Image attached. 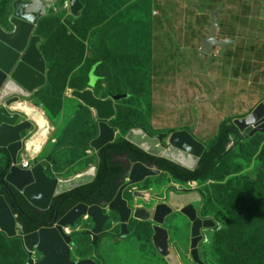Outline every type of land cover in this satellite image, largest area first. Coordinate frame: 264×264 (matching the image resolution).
<instances>
[{
  "label": "rangeland",
  "instance_id": "374dc122",
  "mask_svg": "<svg viewBox=\"0 0 264 264\" xmlns=\"http://www.w3.org/2000/svg\"><path fill=\"white\" fill-rule=\"evenodd\" d=\"M7 1L0 0V16ZM233 2L234 6L223 7L201 0H80L81 14L74 17L69 0L51 1L47 16L32 33L40 39L37 48L45 62V82L30 95L14 91L3 97L20 100L8 109L18 115L16 124L31 123L20 134L18 164L32 159L31 167H41L47 177L62 180L93 167L97 171L99 151L93 142L104 122L70 96L72 89L84 91L87 82L85 90L97 98L105 99L108 93L109 98H117L119 94L116 115L105 122L115 132L113 142L124 138L143 142L149 137L168 148L175 134L190 133L205 148L214 143L224 122L234 123L264 102V1ZM243 6L251 9L250 14H242ZM214 14L220 22L219 40L232 44L209 56L202 53V46L212 31ZM90 69H94L91 77ZM126 92L133 97L126 105L118 104L129 99L120 96ZM40 114L46 120L47 138L35 154L26 149L29 141L44 140L37 122ZM249 133L244 135L249 137ZM229 149V157L206 180L184 184L162 173L137 189H151L156 184L151 208L170 191L198 189L205 195L196 205L199 216L212 224L204 228L205 239L199 245L203 263L264 264V192L252 195L258 185L264 190V134L239 145L233 139ZM122 182L129 183V176ZM135 191L129 188L125 194L134 210L143 204L134 197ZM106 212L111 220L97 247L82 233L95 228L91 217L66 227L75 242L74 260L170 264L155 246L153 222L133 219V234L124 239L119 215L109 207ZM165 228L178 262L197 264L188 217L176 212ZM4 236L0 233V264H28L21 239L5 240ZM32 258L39 261L42 255L35 249Z\"/></svg>",
  "mask_w": 264,
  "mask_h": 264
},
{
  "label": "water",
  "instance_id": "95a60500",
  "mask_svg": "<svg viewBox=\"0 0 264 264\" xmlns=\"http://www.w3.org/2000/svg\"><path fill=\"white\" fill-rule=\"evenodd\" d=\"M15 1L12 4V15L9 18V22L13 27V31L7 32L0 26L4 30V32L9 36H11L15 32V26L12 20V16L14 14ZM23 1L30 2L32 0H23ZM38 19L40 20V18L34 17L33 19H31V22L34 23L35 26H37L39 22ZM32 25L33 24H30V28L34 30V26ZM219 29H220L219 18L218 15L214 14L212 31L209 35V38L203 42L202 53L210 56L215 54L218 49L226 51V48L232 44L231 42H225L219 40L218 38ZM2 43L3 42H1L0 40V44ZM11 49L15 52V49L17 48L13 47ZM19 58H21V56L19 52H17V55L15 56L16 64H18ZM19 63L20 65L22 64L25 67L27 66L26 68L28 71H30L32 68L33 70L36 69L32 67L30 64L24 63V58H21ZM43 66H44L43 76L45 78V62H43ZM12 78L14 77L12 74H9L8 70L3 71L0 68V87L1 89H3V91L5 90L4 86L7 80L10 81V79ZM116 97L118 98V96ZM117 98L115 97L107 98V100L111 102V106L115 112L114 115L116 114V108L114 105ZM1 103L2 102H0V106ZM18 119L19 117L17 115V118L15 119L14 123H16ZM98 119L102 120L100 118ZM103 122L104 123L102 125H106L105 122L107 123L108 120H103ZM234 123L243 134L250 132L249 133L250 137H254L258 133L264 134V102L261 103L250 115L244 118H238L234 121ZM107 128L109 127L107 126ZM25 130L26 129L22 130L21 132H24ZM100 131H101V126H100ZM21 132L19 133L18 141H17V144L19 146L17 150H15L20 152L22 150L19 143ZM132 142L140 146L145 151L157 155L154 152L148 151L139 142L136 141H132ZM109 143H113V141H109L101 145L99 148H97L98 151H100L104 146H106ZM10 146L11 144L7 146L0 143V147L7 149L12 158L11 168L6 176V181L10 183L13 187H15L20 193H22L32 207H34L40 212H46L50 208L54 198L51 199L47 208H45L44 210H40L25 196V194L21 191L19 187H17L11 182L10 179L12 175L19 174L20 172L30 173L33 169H36L38 166L36 167L33 166L29 170H23L19 168L17 164L20 153L16 154L15 152H13L10 149ZM160 157H163L180 165L187 171L196 170V168H186L184 165L166 156H160ZM129 172H130L129 173L130 182L121 187L116 198L109 205L110 211L118 212L121 216L122 224H123L122 225L123 233L121 236L123 238H127L131 234V231L129 229V223L132 219H136L142 222H153L155 223L154 243L158 252L163 257H165L170 264H180L178 262V258L176 254L173 253L171 249L170 232L165 228V225L167 218L171 217L176 212H182L193 223L192 256L194 258V261L197 264H204L203 261L201 260V256L199 253V245L204 240V236L202 235V229L205 227H210L212 224L211 221L203 220L199 216L198 210L196 208L197 204L203 202V195L197 190H189L187 192L188 194H184V195H180L176 192H172L166 201H161V203L160 202L157 203L156 206L153 207V209H150L148 208V205H150L152 202L153 192L135 191L134 197L143 200L144 204H141L134 210L130 207L129 201L124 196L125 190L131 185H138L140 183H143L148 178L158 177L163 173V171L156 166H152L150 164H144L142 162H136L131 165V167L129 168ZM92 181L93 180H91L90 182ZM87 183L74 186L72 188H69L67 191H71L72 189L80 187ZM195 183L196 182L193 181L190 182L189 184L193 185ZM85 216L91 217L95 223V229L92 232V234L94 235L95 238L94 244L96 245L99 235L104 233L105 226L110 221V216L104 213V207L102 204L87 205L85 203H79L75 207L71 208L60 220L55 222L52 227H42L34 233L24 234L23 225L19 223V221L17 220V216L13 214L11 207L9 206L5 196L0 194V233L6 235L10 239L16 237H19L21 239L22 244L29 256L28 264H99L92 259L76 261L72 258V254H71L72 237L65 233V228L67 226H74L75 223L80 218H83ZM35 249L42 255V259L39 261H35L32 258Z\"/></svg>",
  "mask_w": 264,
  "mask_h": 264
},
{
  "label": "bare ground",
  "instance_id": "6f19581e",
  "mask_svg": "<svg viewBox=\"0 0 264 264\" xmlns=\"http://www.w3.org/2000/svg\"><path fill=\"white\" fill-rule=\"evenodd\" d=\"M69 3L70 9L74 12L73 14L78 16L82 8L80 0H70ZM47 13L48 3L46 0H32L30 2L16 0L14 3V14L12 16L15 32L9 36L0 27V40L3 42L0 44V68L3 71L8 70L9 74H12L14 77L5 83L4 89L6 92L3 89L0 90V102H2L0 106V143L7 146L11 144L10 149L16 154L20 153V151H15L19 146L17 144L19 133L24 129L30 128L31 123L28 121L19 125L14 123L17 115L12 114L8 109L20 100L17 96L12 98L3 97L8 92L12 93L14 91L30 95L45 82L43 76L44 60H42L43 58L37 48L40 39L33 36L34 33L30 28V24H33L32 26H34L35 30L36 26L31 22V19L34 17L42 19L47 16ZM13 47L17 48L15 52L11 49ZM17 52H19L21 58H24V63L30 64L36 69L33 70L32 68L28 71L27 66L20 65L21 58H19L18 64H16L15 56ZM7 88H10V91ZM19 93L17 94L20 95ZM70 96L92 110L94 114L96 113V117L102 120L111 121L116 115H114L115 112L110 101L97 98L90 91H72ZM37 122L42 128L40 137L42 136L44 140L40 139V142L32 140L27 143V150H32L35 154H38L42 150V144H44L47 138L45 133L46 120L43 115L42 117L41 114L39 115ZM115 137V133L107 128L106 125H101L99 138L93 142V146L99 148L106 142L113 141ZM160 142V140H150L149 137H145L143 142L140 141L139 143L148 151L154 152L157 155L166 156L184 165L186 168L197 169L205 147L192 135L189 133L175 134L171 138L168 148H165ZM19 143L21 146L22 142L19 141ZM39 143H41L40 147L38 146ZM95 175L96 167H93L84 173L77 174L70 180L53 179L47 177L41 167H37L30 173L20 172L19 174L12 175L10 180L21 189L25 196L37 208L44 210L48 207L52 198L67 191L69 188L90 182ZM65 233H70L69 227L65 228Z\"/></svg>",
  "mask_w": 264,
  "mask_h": 264
},
{
  "label": "trees",
  "instance_id": "16d2710c",
  "mask_svg": "<svg viewBox=\"0 0 264 264\" xmlns=\"http://www.w3.org/2000/svg\"><path fill=\"white\" fill-rule=\"evenodd\" d=\"M14 1L8 0L6 2L5 9L0 16V26L7 32L13 31L9 18L12 15V2ZM205 1L209 2L208 0ZM210 2L213 3L215 0H210ZM243 9V15L250 14L251 9L249 7L243 6ZM237 20H240V18H237ZM244 67L249 72L248 69L250 67L248 68V65ZM90 73L91 71L88 72V76ZM88 87L89 83L87 82L85 89ZM122 94L134 95L131 92ZM107 98H109V93ZM130 100L131 98L124 99L119 101L118 104L124 103L126 105ZM249 137L247 134L244 135L235 123L231 121L224 122L220 127L216 141L209 146L206 145L199 166L194 171H187L168 159L151 154L125 138L118 142L109 143L98 152L99 165L93 181L55 197L46 212H40L32 207L23 194L6 181V176L11 168L12 158L7 149L0 147V157L3 159V165L0 167V194L5 196L13 214L17 216L19 223L23 225L24 234H31L42 227H52L55 222L79 203L100 205L103 202L109 203L114 200L122 185L120 182L124 180L128 172L125 164L116 161L117 156L128 155L134 162L155 165L161 170L171 173L180 183L188 184L193 181L199 182L208 179L229 157L232 151L229 146L233 139L235 145H239ZM262 192H264L262 186L258 185L253 190L252 195H262ZM257 203L260 204V202ZM222 214L225 218L228 217L225 211ZM4 239L12 240L14 238L10 239L4 236Z\"/></svg>",
  "mask_w": 264,
  "mask_h": 264
},
{
  "label": "flooded vegetation",
  "instance_id": "af4514ba",
  "mask_svg": "<svg viewBox=\"0 0 264 264\" xmlns=\"http://www.w3.org/2000/svg\"><path fill=\"white\" fill-rule=\"evenodd\" d=\"M119 95V94H118ZM117 95V96H118ZM120 96H128L129 97V99L130 98H132L133 96L132 95H130V94H122V95H120ZM162 145H163V142L161 141L160 142ZM164 146V145H163ZM127 159L126 161H127V163H124L123 162V160L122 159ZM116 161H118V162H121V163H123V164H125L126 165V167H127V169H128V172H127V175L128 176H130L129 175V168L131 167V165L133 164V163H136V162H134V161H132L131 159H130V157L128 156V155H126V156H117V158H116ZM99 165V164H98ZM150 165H152V164H150ZM152 166H155V165H152ZM157 167V166H156ZM159 168V167H158ZM97 169H98V166H97ZM160 169V168H159ZM1 170V169H0ZM89 170V169H88ZM87 171V170H86ZM86 171H84V172H86ZM163 171V170H162ZM97 172V171H96ZM83 173V172H82ZM163 173H168L172 178H174V176L171 174V173H169V172H166V171H163ZM127 175H126V177H127ZM125 177V178H126ZM124 178V179H125ZM153 178V177H152ZM149 179V178H148ZM147 179V180H148ZM175 179V178H174ZM146 180V181H147ZM176 180V179H175ZM124 181V180H123ZM146 181H144L143 183H140V184H138V185H131V186H129L126 190H125V194H126V191L129 189V188H133V189H136V191H144V192H146V191H152L153 192V195H152V197H154V192H155V190H157L156 189V184H154V186L150 189V188H147V189H137L138 187H139V185H141V184H144ZM177 181V180H176ZM177 182H179V181H177ZM120 183H122V185H121V187L122 186H124L125 184H123V182L121 181ZM180 183V182H179ZM187 184V183H186ZM121 187H120V189H121ZM120 189H119V191H120ZM189 190H196V189H188V188H184L183 190H180L181 192H176V193H178V194H180V195H184V194H188L187 192L189 191ZM119 191H118V193H119ZM197 191L198 192H200L198 189H197ZM172 192H175V191H170L167 195H166V197H164V200H162V201H166L167 200V198L170 196V194L172 193ZM117 193V194H118ZM135 193V192H134ZM133 193V194H134ZM202 195H203V200H204V198H205V195H204V193L203 192H200ZM117 194H116V196H117ZM156 194V193H155ZM116 196H115V198H116ZM125 196V195H124ZM114 198V199H115ZM153 200V199H152ZM113 201V200H112ZM111 201V202H112ZM143 201V200H142ZM111 202H109V203H106V202H103V203H101L102 205H103V207H104V213L106 214V215H108L107 214V207H109V205H110V203ZM161 203V202H160ZM143 204H144V201H143ZM201 204V203H200ZM141 205V204H140ZM139 205V206H140ZM148 208H150V209H153V208H151V207H149V205H148ZM197 208V207H196ZM112 212V211H111ZM118 215H119V217H120V220H121V234H120V236L122 235V233H123V231H122V219H121V216H120V214L118 213V212H116ZM182 213V212H181ZM183 214V213H182ZM185 215V214H184ZM186 216V215H185ZM187 217V216H186ZM170 218V217H169ZM168 219V218H167ZM189 219V218H188ZM18 220V219H17ZM110 220H111V216H110ZM133 220V219H132ZM132 220L130 221V223H129V229H130V225H131V222H132ZM136 220V219H135ZM190 220V219H189ZM139 221V220H138ZM94 222V221H93ZM140 222H142V221H140ZM167 222V221H166ZM144 223H149V222H144ZM95 224V223H94ZM108 224V223H107ZM106 227V226H105ZM153 227H155V223H154V226ZM95 229V228H94ZM94 229L92 230V231H86V232H82L83 234H85V235H88V236H90L91 238H92V243H93V245L95 246V247H97L98 246V244H99V240H100V237H101V235L103 234H101V235H99V237H98V240H97V244L95 245L94 244V241H95V238H94V235L92 234V232L94 231ZM205 229L203 228L202 229V235H203V231H204ZM130 231H131V234L128 236V237H130V236H132V234H133V231L130 229ZM105 232V231H104ZM191 232H192V234H193V223H192V229H191ZM6 236V235H5ZM127 237V238H128ZM121 238H123L122 236H121ZM192 238H193V235H192ZM125 239V238H124ZM205 239V238H204ZM204 241V240H203ZM202 241V242H203ZM201 242V243H202ZM200 243V244H201ZM191 244H192V239H191ZM75 245V242L73 241V238H72V243H71V254H72V247ZM72 258H73V255H72ZM85 260H88V259H85ZM92 260H94V259H92ZM96 261V260H95ZM97 263H99L98 261H96ZM99 264H101V263H99Z\"/></svg>",
  "mask_w": 264,
  "mask_h": 264
},
{
  "label": "crops",
  "instance_id": "0c3cea01",
  "mask_svg": "<svg viewBox=\"0 0 264 264\" xmlns=\"http://www.w3.org/2000/svg\"><path fill=\"white\" fill-rule=\"evenodd\" d=\"M47 1V3H48V10H49V5H50V2L51 1H49V0H46ZM202 2H204V3H206L207 1H205V0H201ZM209 2H210V0H208ZM234 0H215V2H213V4H217L218 6H222L223 5V7L224 6H234L235 4V2H233ZM263 0H261V2H262ZM208 3V2H207ZM206 3V4H207ZM230 3H232V4H230ZM263 3V2H262ZM69 9H70V4H69ZM74 12L72 11V9H70V14L71 15H73L74 17H78L80 14H81V11H80V13H79V15L78 16H75L74 14H73ZM93 71H94V69H93ZM93 71H92V73L90 74V77L92 76V75H94L93 74ZM72 91H78V90H71L70 91V94H71V92ZM85 91V90H84ZM16 108H18L17 106H16ZM133 134V133H132Z\"/></svg>",
  "mask_w": 264,
  "mask_h": 264
},
{
  "label": "built area",
  "instance_id": "2783aa9c",
  "mask_svg": "<svg viewBox=\"0 0 264 264\" xmlns=\"http://www.w3.org/2000/svg\"><path fill=\"white\" fill-rule=\"evenodd\" d=\"M27 150V149H26ZM28 151V150H27ZM32 162L33 160L30 159V160H26L24 163H21L20 165L17 164V166L23 170H26V169H31V165H32ZM14 166V165H13Z\"/></svg>",
  "mask_w": 264,
  "mask_h": 264
},
{
  "label": "clouds",
  "instance_id": "9594fccd",
  "mask_svg": "<svg viewBox=\"0 0 264 264\" xmlns=\"http://www.w3.org/2000/svg\"><path fill=\"white\" fill-rule=\"evenodd\" d=\"M189 184V183H188Z\"/></svg>",
  "mask_w": 264,
  "mask_h": 264
}]
</instances>
